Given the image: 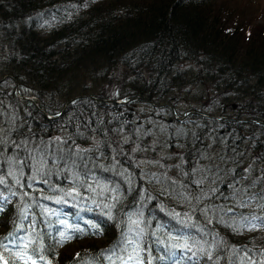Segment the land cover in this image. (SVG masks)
Segmentation results:
<instances>
[{"label": "trees", "instance_id": "obj_1", "mask_svg": "<svg viewBox=\"0 0 264 264\" xmlns=\"http://www.w3.org/2000/svg\"><path fill=\"white\" fill-rule=\"evenodd\" d=\"M258 10L255 0H0V84L13 82L0 90V264H264V234L233 230L260 205L264 213V197L244 204L250 185L232 180L246 177L251 159L263 168L253 174L264 176ZM200 84L223 102L205 115L218 129L165 138L180 149L172 160L161 155L169 177L160 190L138 164L148 154L138 145L153 137H134L125 107L193 100L186 114L203 119L202 97L188 93ZM220 125L240 140L232 144ZM102 156L115 166L101 160L94 179L86 166ZM61 192L80 196V205L52 199ZM61 232L74 238L61 244ZM125 240L139 246V261L128 260L134 245L121 251Z\"/></svg>", "mask_w": 264, "mask_h": 264}, {"label": "rangeland", "instance_id": "obj_2", "mask_svg": "<svg viewBox=\"0 0 264 264\" xmlns=\"http://www.w3.org/2000/svg\"><path fill=\"white\" fill-rule=\"evenodd\" d=\"M255 3H256V8L259 9L258 11L263 10L262 13L264 14V0H255ZM206 87H207L206 85L200 84L195 89L193 88L194 90L193 89L188 90V93L194 96L196 95V96L202 97L203 105L201 106V109L205 112L203 119H201L202 117L193 119V118L188 117V115L186 114L188 109H191L193 107L197 108L193 100L189 102H186V101L176 102L174 105L169 104V106H166L163 104L152 106L148 102L137 100L131 103L130 106L126 105L125 107L127 111H131L130 113L133 115L132 121H134L135 127H136L133 129L134 137L139 138L138 134H142L145 130H147L150 133L151 138L153 137L152 141L149 142V144L145 143V146L142 145V147L138 145L139 149L142 148L144 149V151L148 153L142 159L139 160L138 164L140 167L139 170H141V173L144 176L143 178L147 179L149 182L151 180L150 177L156 174V180L160 181L159 186H156V187H160V190L163 188V181L165 177H169L168 174L162 173V170H163L162 167L166 168V166L164 164V160L162 159L161 155L166 157V159L167 157H170V159L172 160L174 157L173 155L177 154L178 149H180L179 143H176V145L171 147L170 144H167L168 142L167 140H165V138L171 135H174L176 138H179L180 136H186V132L188 135H190V132H191L190 130L194 132L195 130L205 129L206 130L205 132L209 133L213 128L216 130L218 129V126L215 127V123H213L212 120L208 119L205 115H209L210 113L214 112L213 109L216 108L219 104H222L223 102L221 99L217 98L215 94V90H213L214 94H212L210 90H206ZM12 88H13V82L11 80H5L0 84V90H7L10 92ZM4 104H5V108L9 107L8 103H4ZM17 113L19 112L17 111ZM172 114H175L176 117H179V118L183 117L181 120H177V122L183 121L185 122V124L183 126H179V123L172 121ZM8 115L10 119H16L17 117V115H13V116H10V114ZM199 115L202 116L203 113L201 112L199 113ZM19 118H21V115H19ZM3 119H4V112L0 104V133L6 132V125L3 124ZM114 121H117V120H114ZM9 126L11 128V125H7V128ZM220 127L223 132L224 130L222 128V125H220ZM188 128H191V129H188ZM224 133L226 135H230L229 138L231 136L234 137V138H231L232 144H235L240 140L238 136H235L234 133H228L226 129ZM122 139L123 140H121V142H125L127 140L130 141L128 136ZM94 143H95V140L89 139V144H94ZM155 147L157 149H155ZM90 148L92 150H95V148H92V147ZM101 160L104 163H107L109 167L115 166V162L103 156L99 157L96 161H92V163L90 164L91 166L89 164L88 166H86V171L89 172V174L93 173L91 177L94 179H96L95 173L97 172V169L100 166L99 163L101 162ZM132 162L134 163L133 160ZM20 163H21V160H20ZM166 165L168 166V163H166ZM200 165L201 164H197L195 169H199ZM19 167H20V164H18V162H16L15 159H13L9 163L10 171L11 172L15 171V174H18L16 171L18 170ZM261 169H263L262 166H259L258 163H256L254 159H251L249 161V164L245 168L246 177H245V174H242V176L245 178L243 177L239 178L237 181H235L234 178L232 179L233 182L236 183L237 188L243 187L244 189H246L248 185H250L249 193L244 198L245 199L244 204H247L248 206H251V207L258 205V203H263L264 176L260 179L256 177V175L253 174L255 170L258 171ZM120 172L126 177L130 175L127 169L123 170L121 168ZM250 172L251 174H249ZM251 176H254V177H251ZM122 178H124V181L126 180L125 177H122ZM236 178H238V176H236ZM255 183H256V186L259 185L260 187L261 185L262 187L261 188L256 187V189H254ZM4 197L5 195H1V199H3ZM52 199L63 202V203H70L69 201H72V204H74L76 207L80 205V196L76 197L73 194L68 195L65 192L63 193L61 192L59 195L53 196ZM259 207L255 210L258 211ZM60 209L63 210L65 208L60 207ZM257 211H254L256 214H259V215H256V217L264 218V213H262L261 215ZM257 229L260 233L264 234V227H257ZM127 264H131V263L128 262Z\"/></svg>", "mask_w": 264, "mask_h": 264}, {"label": "snow or ice", "instance_id": "obj_3", "mask_svg": "<svg viewBox=\"0 0 264 264\" xmlns=\"http://www.w3.org/2000/svg\"><path fill=\"white\" fill-rule=\"evenodd\" d=\"M17 182L19 183V181H17ZM3 183H4L3 179H0V184H3ZM30 186L31 185H29V187ZM106 207L110 208L111 206H106ZM45 211H47V209H45ZM257 220L260 221L259 225L256 223ZM60 223L61 224H65L66 222L65 221H60ZM134 223L139 224V221H134ZM244 226H249V230H255L257 227H264V218L253 217L251 220H249L247 217H244L243 221L241 222V224L239 226H234L233 230L236 231L237 233H239ZM66 227L70 228L71 226L66 225ZM91 229H97V231L93 232V234H98V226L97 225H91ZM82 231L83 230L79 229V228L75 229V233H82ZM142 232H143V229L140 230V233H142ZM140 233H138L137 235L139 236ZM60 237H61V241L60 242H61V244H63L64 242L71 241L74 238V235H72V234L66 235L64 232H61L60 233ZM75 238H79V237H75ZM17 239L19 240L21 238L17 237ZM30 243L35 244V241H30ZM129 245H134L133 251L136 253V255L135 256L129 255L128 256V260H138L139 261V253L137 251L139 246L136 245V242L134 240H125L122 243L121 251H126ZM184 247H189V246L188 245H184ZM24 248L25 249L28 248V244L27 243L24 244ZM113 251H115V249ZM245 251H247V250L245 249ZM32 254L33 255H38L41 260L44 259L43 255H40V250L37 247H33L32 248ZM20 258L21 259H25V255H21ZM210 258L211 257L209 256V259ZM27 259L31 260L32 257L28 256ZM161 259H163V257H161ZM0 260H3L2 256H0ZM3 264H8V261L4 260ZM32 264H36V261L32 260ZM49 264H50V262H49ZM124 264H127V261H125ZM140 264H142V261L140 262Z\"/></svg>", "mask_w": 264, "mask_h": 264}, {"label": "bare ground", "instance_id": "obj_4", "mask_svg": "<svg viewBox=\"0 0 264 264\" xmlns=\"http://www.w3.org/2000/svg\"><path fill=\"white\" fill-rule=\"evenodd\" d=\"M69 106V105H68ZM186 116V115H185ZM51 117V116H50ZM183 118V117H182ZM182 118H179V117H177L176 119L177 120H181ZM43 119H45V118H43ZM56 121V120H55ZM61 126H63V125H61ZM66 127V126H65ZM67 127H68V125H67ZM66 127V128H67ZM62 128V127H61ZM72 128V127H71ZM73 129V128H72ZM54 131V130H53ZM68 131V130H67ZM55 132V131H54ZM59 132V131H58ZM83 132V131H82ZM79 133H80V131H79ZM69 135V134H68ZM69 210V209H68ZM178 214V213H177ZM72 241V240H71ZM169 245V244H168ZM166 246V245H165ZM172 246V245H171ZM167 248V247H166ZM168 250V249H167ZM193 259V258H192ZM202 259V258H201Z\"/></svg>", "mask_w": 264, "mask_h": 264}, {"label": "water", "instance_id": "obj_5", "mask_svg": "<svg viewBox=\"0 0 264 264\" xmlns=\"http://www.w3.org/2000/svg\"><path fill=\"white\" fill-rule=\"evenodd\" d=\"M70 102H71V100L67 101V102L65 103V106H67ZM64 110H65V108H63V110L61 111V113H60L59 115H61V114L64 112Z\"/></svg>", "mask_w": 264, "mask_h": 264}]
</instances>
